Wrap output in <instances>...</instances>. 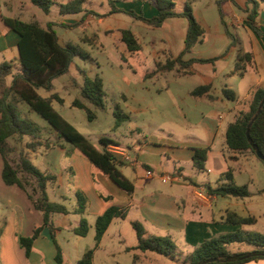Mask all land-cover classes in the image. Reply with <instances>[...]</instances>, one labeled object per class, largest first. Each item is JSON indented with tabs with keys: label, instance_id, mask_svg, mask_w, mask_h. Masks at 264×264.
Segmentation results:
<instances>
[{
	"label": "crops",
	"instance_id": "1",
	"mask_svg": "<svg viewBox=\"0 0 264 264\" xmlns=\"http://www.w3.org/2000/svg\"><path fill=\"white\" fill-rule=\"evenodd\" d=\"M49 1L52 3L51 10L46 14L41 8L35 6L32 0H0V64L12 61L15 72L19 67L18 46L21 37L5 24L4 18H18L27 22L37 20L44 27L48 24L61 27L63 29L59 35L61 44L76 42L70 39L69 31L74 32L79 27L88 38H96L95 41L94 39L91 41L92 44L91 42L83 43L91 47L98 45L104 47L100 39L103 35H118L124 51L128 54L123 57L124 60L134 58L137 63L146 66L144 64L148 62L147 59H152L155 69L150 70V67H147L148 71L145 72L144 78H154L174 72V75L178 77H195L199 83L197 87H211L209 93L202 97L191 95L197 87L188 93L195 101L192 111L196 112L201 107L204 111H201L202 118L197 124L184 122L185 139H176V135H169L168 140L154 138L148 140L144 137L142 141L137 140L127 148L113 140L116 145L110 146L120 147L131 158L130 162H123L120 157L119 160L117 158L118 169L134 185V191L131 194L96 170L91 162L77 150L69 148L61 141L59 145L49 149L42 148L31 154V161L36 167L44 173L56 176V181L48 187L50 200L65 205L70 211L67 215L53 216V222L57 228V242L58 235L63 230L73 232L77 224L81 223L82 216L75 212L79 193H83L87 198L84 216L88 222L91 218L96 221V218L111 206L125 208L127 217L124 220L138 221L143 224L149 234L168 236L176 244L179 242L181 248H177V255L179 254L180 257L177 262L180 264H185L183 260L185 255L192 253L207 240L238 229L247 231L243 228L249 225L239 227L226 221L229 211L241 217H254L256 222L251 225L264 226V168L259 164L262 162L251 153L236 155L229 151L226 145L229 124L236 120L241 111L248 110L254 91L264 87V37L256 34L247 24L248 12L253 7L252 3L247 0H216L214 2L186 0L181 10H176L175 7L176 12H181L184 4L190 1L193 14L205 31L201 41L193 47L192 51L182 56L183 61L218 59L213 63H194L189 69L176 66L172 71L156 72L158 65H164L168 59H174L183 54L188 30L186 18L172 17L165 20L161 27H153L125 13L108 15L110 6L107 0H82V12L66 15L60 12V5L72 0ZM200 3H203L202 8L198 9L197 6ZM116 6L121 10L133 11L146 19L158 15L153 0H116ZM56 7L60 14L56 23L49 22L47 18L43 21L39 20L40 12L37 9L48 17ZM80 15L82 17L79 18ZM120 15H127L133 21L129 23L119 18ZM107 19H113V21L107 23ZM257 26L264 34V3H260ZM123 29H130L133 32L141 47L139 52L133 54L127 50L121 40L120 30ZM225 29L234 36L235 43L230 49L231 40ZM155 30L160 31L159 37L152 36ZM143 34L149 35L150 38L145 40ZM225 52H227L226 55L221 57ZM239 53L252 55V61L247 65L243 76L232 74ZM188 71L191 73H187ZM10 81L11 77L8 78V83ZM224 88L234 91L237 100L232 102L224 99L222 95ZM136 131L139 132L137 128ZM164 143H169V146L161 145ZM164 147H169L167 154L164 153ZM196 148L208 151L206 170L203 172L193 166L192 158ZM130 151L134 153L131 154ZM163 156H166L168 160H174V173L169 175L159 170L160 173L157 176L154 169L162 165ZM232 156H236V159L231 160ZM123 167H131L132 171L126 173L122 170ZM229 168L233 170L236 183L238 174L240 176L248 174L249 181L242 184L248 186L251 193L248 198H221L207 194L206 186L216 187L221 174ZM2 169L3 160L0 156V264H57L56 246L47 228L43 229L34 242L29 256L25 248L21 246L20 238L30 237L35 228L43 225V218L24 191L4 183ZM205 173L207 176H203ZM159 179L163 183H160ZM117 220L121 219L113 220L107 231ZM104 239L102 238L100 245ZM116 240L125 246V252L135 253L133 259L135 256L139 258L137 262H134L135 264H152L153 261L159 263L158 256L162 255L149 254L152 252L143 253L133 249L135 245L126 246L121 238ZM236 245L238 244L230 245L228 248L232 252H248L241 249L234 251L232 247H237ZM127 248H131V251L128 252ZM61 249L65 257V252L63 248ZM254 249L255 247L251 251ZM136 251L141 253L138 254ZM79 256L80 253L76 251V264L81 259ZM111 256L116 257L115 253H111ZM165 258L171 261L176 260V258ZM245 264H264V259Z\"/></svg>",
	"mask_w": 264,
	"mask_h": 264
},
{
	"label": "trees",
	"instance_id": "2",
	"mask_svg": "<svg viewBox=\"0 0 264 264\" xmlns=\"http://www.w3.org/2000/svg\"><path fill=\"white\" fill-rule=\"evenodd\" d=\"M110 6L108 15L115 13H125L153 27H161L165 20L172 17H184L188 21V30L185 39L183 54L174 59H168L164 65H158L156 72L172 71L176 66L181 69H189L194 63H213L215 59H191L183 61L182 56L192 51L193 47L201 41L205 34L204 29L196 20L193 14L191 2L184 4L181 12L175 11V1L177 0H153L158 10V15L151 19H146L142 15H137L133 11H125L117 8L116 0H107ZM253 7L248 12L247 24L259 36L264 37L257 26L260 3L264 0H247ZM35 6L41 8L46 14L51 10L52 3L49 0H32ZM83 11L82 0H72L60 5V12L63 15L80 13ZM5 24L20 35L18 70L15 72L12 61L0 64V156L3 160L2 179L7 186H16L26 193L34 208L39 211L43 218V225L34 229L30 237H21L20 244L25 248L27 256L30 255L34 242L39 238L44 228L50 231L51 238L56 246L57 254L55 261L57 264H64L63 251L56 239V230L53 216L55 214L67 215L69 209L58 202L50 200L48 187L56 181V176L42 172L31 161V154L44 148L59 145V141L64 139L73 149L88 159L91 164L102 174L108 176L122 190L131 194L134 185L125 178L118 169L116 156L108 150L110 145H116L113 140L107 137L99 139L101 148L96 147L87 137H85L74 125L68 122L55 107L54 102L64 104V99L55 92L54 81L58 77L67 74L75 57L83 60L90 58V53L83 49L80 43L67 42L61 44L59 36L53 28V24L42 26L37 20L23 21L18 18H4ZM231 40L229 49L234 46V36L225 29ZM121 40L126 45L130 53H137L141 47L130 29L120 30ZM93 39L85 36L81 43H90ZM92 44V42H91ZM228 52V50H227ZM225 52L221 57L225 56ZM252 61L250 53L237 54L235 69L232 74L243 76L246 67ZM82 83L76 84L79 89L80 98L72 102V107L86 112L88 120L92 122L95 112L87 104L95 109H105V98L107 96L104 88V80L99 75L90 78L85 69L79 68ZM187 73H191L188 71ZM11 77L10 83L8 78ZM44 90L48 96H43L39 90ZM210 86H199L195 88L191 95L202 97L210 91ZM224 99L236 101L237 96L229 88L222 90ZM210 97V96H208ZM264 99V87L254 91L248 110L241 111L236 120L229 124L226 132L227 149L236 155L251 153L260 160L250 142L247 139V128L250 120L256 114L260 102ZM87 102V103H86ZM21 105H26L28 111L37 113L44 119L51 130L58 135L59 141H52L46 136L45 131L35 121L23 116L20 110ZM117 116L116 126L118 127L129 116L124 112L115 113ZM253 143L264 154V107L259 117L254 121L250 129ZM69 154V153H68ZM208 151L203 148L194 149L193 166L200 172L206 170ZM235 160L236 156H232ZM264 164V162H262ZM206 192L210 196L221 198H248L251 193L247 185H238L235 181L233 170L229 168L221 174L216 187L206 186ZM77 208L75 212L82 216L79 227L72 231L78 236H86L88 233V222L83 217L86 212L87 198L82 194H77ZM127 217V209L111 206L95 221V248L86 251L77 264H92L95 249L106 233L108 227L115 219L124 220ZM226 221L236 226L251 225L256 222L254 217H241L237 213L229 211ZM134 229L138 244L135 248L143 253L152 252L165 257L174 258L177 254V246L168 236H156L149 234L143 224L138 221L131 223ZM233 244H248L255 249L251 252H232L228 247ZM131 251V248H127ZM255 252L264 253V234L249 232L238 229L232 233H226L214 239L207 240L198 246L192 253L183 257L185 264H198L211 258H218L216 262L207 264H245L251 261L264 259L262 255L242 258ZM238 256L239 259L231 262L222 260ZM139 258L134 257L137 262Z\"/></svg>",
	"mask_w": 264,
	"mask_h": 264
},
{
	"label": "rangeland",
	"instance_id": "3",
	"mask_svg": "<svg viewBox=\"0 0 264 264\" xmlns=\"http://www.w3.org/2000/svg\"><path fill=\"white\" fill-rule=\"evenodd\" d=\"M185 1L186 0L175 1L176 10H181ZM211 1L214 2L216 0ZM202 4L203 3H200L197 8L201 9ZM37 10L40 12L38 16L40 21L47 18L49 22L56 23L60 17L57 7L48 17H46L40 9ZM216 16H218L217 12ZM80 17L82 16L80 15L79 18ZM119 18L129 23L133 21V19L127 15H120ZM112 21L113 19L106 20L107 23ZM53 28L58 36L63 32V29L59 26H53ZM69 32L70 39L80 43L83 49L90 53V58L83 60L79 57H75L69 72L55 79V92L64 99V104L60 105L54 102V107L96 147H102L99 144V139L102 137L110 138L125 148L131 147L137 140L142 141L144 137H147L148 140H152L153 138L168 140L169 135H176V139H185L186 130L184 128V122L188 121L192 124H197L201 120L202 115L200 113L204 111V108L201 107L196 112H193L191 108L195 101L193 97L188 94L199 84L195 77H178L172 72L154 78H144L145 72L148 71L147 67H150V70L155 69L152 59H147L148 62L144 64L146 66L137 63L134 58L128 61L124 60L123 57L125 55L128 56V54L124 51V46L120 43L118 35H103L100 39L103 41L104 47H100L99 45L91 47L80 42L81 39L86 36L81 27L77 28L74 32ZM159 32L160 31L155 30L152 36L159 37ZM143 35L145 40L150 38L147 34ZM93 39L94 41L96 40L94 37ZM78 67L85 69L90 78L93 79L96 75H99L104 80V88L107 94L105 98V109H95L86 102L96 115V118L92 122L88 120L85 111L72 107V102L76 98H80L79 89H77L75 85L81 84L83 81L79 74ZM133 70H135V72H133ZM39 93L41 95L46 94L42 89L39 90ZM20 110L26 113L23 114V116L27 115V117L42 127L46 136L52 141H59L56 132L51 130L48 123L37 113H29L26 105H21ZM119 111L127 114L129 118L125 119L117 127V116L115 113ZM136 128L139 132L136 131ZM60 141L65 143L69 148H72L64 139ZM161 145L169 146V143ZM168 148L169 147H164V153H168ZM130 153L133 154L134 152L130 151ZM259 164L264 168L262 163ZM174 167V160H168L166 156H163L162 165L155 167L154 170L157 172V176H159V170L164 174L170 175L174 173ZM122 170L126 171V173H130L132 168L123 167ZM126 173L125 175H128ZM203 176H207V173ZM237 176V184L239 185L249 181L248 174H244L243 176L238 174ZM159 182L163 183L160 179ZM164 184L168 186L167 183L164 182ZM83 217L87 219L85 216ZM131 223L130 219L124 221L117 220L116 223L109 228L103 237L105 239L100 247L95 250L94 264H135L133 261V255L135 253L125 252V246L116 240L121 238V241H125L126 246H137V236ZM79 225L80 223L77 224V227H79ZM88 225V233L84 237L78 236L70 230H63L58 235V243L65 252L64 264H76V251L80 253L79 257H81L84 252L95 248V219L91 218ZM243 229L264 234L263 225H249ZM173 242L177 248H181L179 242H177V244L175 241ZM236 246L237 247H232L234 251L241 249L242 251L250 252L254 248L248 244H238ZM111 253H115L116 257H112ZM136 253L140 254L141 252L136 251ZM149 254L158 256L154 253ZM174 258H176V260L171 261L165 257L158 256L159 263L153 261L152 264H180L177 262L180 258L179 254L174 255ZM179 262L182 263V261Z\"/></svg>",
	"mask_w": 264,
	"mask_h": 264
},
{
	"label": "water",
	"instance_id": "4",
	"mask_svg": "<svg viewBox=\"0 0 264 264\" xmlns=\"http://www.w3.org/2000/svg\"><path fill=\"white\" fill-rule=\"evenodd\" d=\"M264 107V99L260 102L259 106H258V109H257V112L256 114L252 117V119L250 120L249 124H248V128H247V139L248 141L250 142L252 148L254 149L257 157L262 160V162H264V154L259 150V148L253 143L252 141V138H251V135H250V129H251V126L253 125L254 121L259 117V115L261 114L262 112V109ZM256 256V255H262L264 256V253H261V254H257L255 252H252L251 254H248L247 256H244L242 258H246V257H250V256ZM239 257L238 256H233V257H230V258H226L222 261L224 262H231V261H235V260H238ZM218 261V258H211V259H208V260H205V261H201L199 262L198 264H207V263H210V262H216Z\"/></svg>",
	"mask_w": 264,
	"mask_h": 264
},
{
	"label": "built area",
	"instance_id": "5",
	"mask_svg": "<svg viewBox=\"0 0 264 264\" xmlns=\"http://www.w3.org/2000/svg\"><path fill=\"white\" fill-rule=\"evenodd\" d=\"M108 150L111 153H113L116 156V158H118V160L120 157L121 161H123V162H130L131 161L130 156L125 152V150L121 149L118 146H109Z\"/></svg>",
	"mask_w": 264,
	"mask_h": 264
}]
</instances>
